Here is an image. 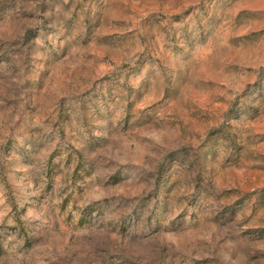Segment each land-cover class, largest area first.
<instances>
[{
	"label": "rangeland",
	"instance_id": "374dc122",
	"mask_svg": "<svg viewBox=\"0 0 264 264\" xmlns=\"http://www.w3.org/2000/svg\"><path fill=\"white\" fill-rule=\"evenodd\" d=\"M0 264H264V0H0Z\"/></svg>",
	"mask_w": 264,
	"mask_h": 264
}]
</instances>
